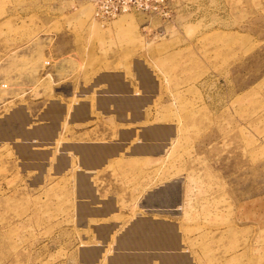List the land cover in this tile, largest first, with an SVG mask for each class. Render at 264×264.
<instances>
[{
    "label": "rangeland",
    "instance_id": "374dc122",
    "mask_svg": "<svg viewBox=\"0 0 264 264\" xmlns=\"http://www.w3.org/2000/svg\"><path fill=\"white\" fill-rule=\"evenodd\" d=\"M103 71L125 72L130 78L135 73L139 82L147 83L151 73L157 94L150 104L151 92L143 91L150 87L142 89L138 83L133 88L144 93L142 98L119 93L97 99L98 107L112 103L116 119V109H129L133 117V111L149 102V117L141 121L145 128L138 129L118 160L126 152L147 158L137 159L124 174L117 164L107 169L111 186L145 192L182 178L188 207L181 229L185 237L197 234L195 246L209 260L214 224L235 219L264 228V0H0V102L13 87L21 89L14 100L0 104V264H70L67 257L77 250L80 256L101 252L81 248L89 241L82 238L69 207L72 176L80 170L102 173L104 155H117L119 148L60 145L58 155L50 158V170L63 177L48 176L43 197L17 195L14 191L28 186L20 177L18 157L20 163L43 159L41 150L54 147L43 140L35 151L27 139L34 133L48 137L39 123L57 108H47L44 116L34 117L40 119L34 120L36 125L19 134L12 123L23 121L22 112L11 107L24 100L26 87L14 82L21 77L32 76L35 88L44 87V99H50L58 80L66 82L75 74L85 80ZM107 74L108 80L117 81ZM71 100L79 107L72 118L83 113V105L75 96ZM38 107L31 113H42L46 104ZM153 124L176 132L149 128ZM16 134L22 137L13 144ZM131 134L122 133L118 145ZM169 135L165 152L150 157ZM153 138L163 141L154 145ZM74 181L76 190H92L87 177L76 173ZM139 198L135 195L133 205ZM120 207L128 208L124 201ZM133 210L135 221L124 233L140 247L166 244L170 227L139 219L146 213L141 204ZM73 230L78 237L68 242ZM52 237L60 244H53ZM164 262H170L166 256Z\"/></svg>",
    "mask_w": 264,
    "mask_h": 264
},
{
    "label": "crops",
    "instance_id": "0c3cea01",
    "mask_svg": "<svg viewBox=\"0 0 264 264\" xmlns=\"http://www.w3.org/2000/svg\"><path fill=\"white\" fill-rule=\"evenodd\" d=\"M107 73H113L117 81L108 80ZM134 75L135 80H132L133 77H127L125 72L103 71L99 74L95 72L91 74L89 79L84 78L88 80L86 82L75 74L73 78H69L66 82L61 83L58 80V85L54 87L53 96L50 99H44V87L38 86L37 89L35 88L36 85H34L35 81H33L32 76L21 77V80L18 81L19 83L14 81L16 82L15 84H21L26 87L24 90V100L20 103L17 101L18 103L14 107H11L13 110L21 109L22 112L23 121L12 123L15 129L21 130L19 134H22L32 124L38 123L40 119L37 118L44 116V112L49 107L55 106L57 108L56 110H50L49 116H46L39 123L46 127L48 137H40V135L34 133L33 136L27 139L29 141V148L35 151H39L37 150V145L39 141L43 140H48L54 147L52 149L49 148V152L45 149H40L46 155L43 159L31 157L28 160L25 159L27 162L20 163L21 160L18 157L17 164L20 166V177L24 179L28 186L21 187L19 191H14L15 194L43 197L47 191L44 184L48 181V176H51V179L53 177L54 179H61L63 177L52 174L50 170V165L54 163V159L51 160L50 158L52 154L54 156L58 155L60 145L75 142H84L95 147L115 145L119 148L117 155H113L112 157L104 155V171L102 173H85L82 170L73 173L71 187L73 193H71V198L69 199L71 202L69 207L72 209L76 227L83 231L82 238L89 241L87 245L81 248H85L86 250L98 248L101 252L97 256H80L81 252L78 254L77 250L70 257H67L70 260V264H264V228L256 224L254 225L252 222H244L242 224L235 219H229L223 221L222 225L214 224L211 227L210 260L206 258L199 247L195 246L194 242L197 234L191 233L185 237L181 229V223L182 217L185 214V207H188V200L186 201L183 193L182 178L169 180L164 185L146 190L145 192L140 191L141 187H139V192H136L126 187L110 185L109 181L112 179L111 172L107 171V169H113V166L117 164L119 173L121 171V174H124L125 170L134 168L131 165H134L137 159L147 158L141 152L133 156L126 152L125 157L118 160L120 153L125 152L126 148L132 143L131 139L137 134L138 129L145 128L141 125V121L145 119L147 114L149 117V113L146 111V105L149 102L138 107L137 116L130 120L125 118L127 112L124 113V116H118L116 119L114 114H112V105L108 101L104 105V109L98 107L96 101L103 94L104 100L108 98V94L118 95L119 93H134L133 96L138 99L144 93L146 95L151 92V104L157 95L153 78L150 76L148 83L143 79L139 82V78L136 77L135 73ZM138 83H140L139 86L142 89H147V87L151 89L152 85H154L155 90H143L144 93L136 94L133 86H137ZM6 86L5 84L4 87ZM110 87L114 89L110 90ZM45 88H48V86H45ZM51 88H48V92L52 90ZM16 92L21 93V89L13 87L4 96L3 101H7V99L8 101L14 100L13 97ZM73 96L77 98V102L83 105V113L71 118L70 115L73 109L74 111L75 109L78 111L79 108L78 103L72 102L71 98ZM40 104L42 107L46 104L42 113H40V110L37 113H31V110L40 109L38 107ZM36 116L38 117L35 119L34 117ZM130 122L131 124H127ZM129 125L131 126L128 127ZM129 128H134L137 131H131V136L123 140L126 142L122 141V144L118 145L120 135L130 131L128 130ZM149 128L168 129L176 132L173 127L166 124H153ZM19 134H16L12 138L13 144L17 143L15 139L22 137ZM162 139L153 138L154 145L159 141H163ZM169 141L170 135L165 139L164 145L156 146L158 148L153 151L150 157L156 158L157 155L165 152ZM135 144L140 145L141 142H136ZM113 157L117 159L112 160L111 158ZM68 160L70 161V158ZM9 168L11 170L12 166ZM76 173L80 177H87L92 190L83 191L82 189H75L74 179ZM68 176L71 175L67 174L66 178ZM10 194H13L12 189L10 190ZM135 195H141V198L135 200L133 205L131 201H134ZM122 196H124V200L121 198ZM120 201H124L128 208H121ZM138 204H141L146 211L144 217L139 215V219L143 218L150 222H159L170 227L171 234L166 235L164 238L167 242L166 244L159 247H140L137 245L135 237L129 233H124L125 229L135 221L131 215L133 214V209ZM67 229L71 230L72 227L69 226ZM101 229L103 232H100ZM74 232L67 239L68 242L78 237L76 230ZM185 239H187V242H185ZM52 243L59 245L60 240L52 237ZM164 256L170 262L165 263Z\"/></svg>",
    "mask_w": 264,
    "mask_h": 264
},
{
    "label": "flooded vegetation",
    "instance_id": "af4514ba",
    "mask_svg": "<svg viewBox=\"0 0 264 264\" xmlns=\"http://www.w3.org/2000/svg\"><path fill=\"white\" fill-rule=\"evenodd\" d=\"M126 95H128V96H131V95H134V93H132V94H126ZM100 96H102V95H100ZM103 96H104V94H103ZM108 96H110V97H112V96H117V94H108ZM109 104H111L112 105V103L110 102ZM104 109V108H103ZM111 110L113 111L114 110V108L112 107L111 108ZM138 110H136V112H137ZM127 112V113H126ZM136 112H134L133 111V117H131L130 116V111H129V109H126V110H124L123 112L122 111H118L117 109H116V113H117V116H124V113H126L127 114V116L125 115V118L126 119H133V118H135L136 116H137V114H135ZM120 113H121V115H120ZM128 130H130V131H133L134 130V128H129ZM137 130H135V132H136ZM123 142H126V141H123ZM85 144H88V143H83V144H80V145H76V146H81V145H85Z\"/></svg>",
    "mask_w": 264,
    "mask_h": 264
},
{
    "label": "water",
    "instance_id": "95a60500",
    "mask_svg": "<svg viewBox=\"0 0 264 264\" xmlns=\"http://www.w3.org/2000/svg\"><path fill=\"white\" fill-rule=\"evenodd\" d=\"M146 68V67H145ZM147 69V68H146ZM149 72V70H147ZM151 75V77L153 76L151 73H149ZM153 78V77H152ZM153 81H154V78H153ZM135 131V130H134Z\"/></svg>",
    "mask_w": 264,
    "mask_h": 264
},
{
    "label": "built area",
    "instance_id": "2783aa9c",
    "mask_svg": "<svg viewBox=\"0 0 264 264\" xmlns=\"http://www.w3.org/2000/svg\"><path fill=\"white\" fill-rule=\"evenodd\" d=\"M45 65H49V62H46V64Z\"/></svg>",
    "mask_w": 264,
    "mask_h": 264
}]
</instances>
